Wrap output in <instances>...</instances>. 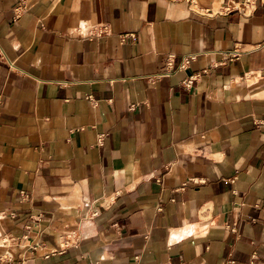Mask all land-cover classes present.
<instances>
[{"label": "crops", "instance_id": "crops-1", "mask_svg": "<svg viewBox=\"0 0 264 264\" xmlns=\"http://www.w3.org/2000/svg\"><path fill=\"white\" fill-rule=\"evenodd\" d=\"M20 2L0 264H264V0Z\"/></svg>", "mask_w": 264, "mask_h": 264}, {"label": "built area", "instance_id": "built-area-1", "mask_svg": "<svg viewBox=\"0 0 264 264\" xmlns=\"http://www.w3.org/2000/svg\"><path fill=\"white\" fill-rule=\"evenodd\" d=\"M21 6L25 7V4H24V0H21L20 2ZM241 55V53L239 52H234L231 56V58H238L239 56ZM194 60V57H187V58H184L183 60V64H189L191 61Z\"/></svg>", "mask_w": 264, "mask_h": 264}]
</instances>
